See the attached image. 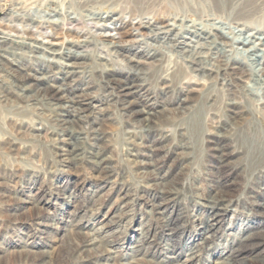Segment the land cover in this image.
<instances>
[{
    "label": "rangeland",
    "instance_id": "obj_1",
    "mask_svg": "<svg viewBox=\"0 0 264 264\" xmlns=\"http://www.w3.org/2000/svg\"><path fill=\"white\" fill-rule=\"evenodd\" d=\"M54 6L63 15L78 18L67 27L80 41L90 40L83 57L86 70L74 74L72 85L86 86V92L105 102L100 107L107 106L97 114V123L112 173L96 178L89 167L61 165L48 142L54 127L47 113L17 107L21 99L0 82V264H212L238 245L244 251L243 264H264L259 262L264 254H254L240 239L253 230L254 239L264 241V230L259 229L264 213L256 206L264 201V110L260 111L264 102H256L237 80L240 70L229 84L211 79L213 74L199 79L167 40L146 38L162 56L139 75L140 91L170 110L155 132L132 125L120 110L106 104L105 92L98 89L107 77L121 79L131 72L100 39L115 38L116 27L176 18L207 27L216 24L236 34L259 33L264 32V0H0V40L11 25L17 27V36L29 29L37 40H51V29L17 17L56 25L62 16L52 12ZM105 14L110 19L105 26L88 24L89 17ZM63 31L59 28L54 42L74 40L75 35ZM130 40L134 49L144 41L133 29ZM17 57L4 53L1 69L14 68L10 62L17 61L31 75L47 74L50 84L59 85L63 60L50 66L45 56ZM1 69L0 81L10 80ZM38 81L41 91L49 92L45 89L49 83ZM185 93L189 98L184 113L176 115L171 108L178 107ZM130 140L138 161L158 164L156 173L164 175L166 183L162 187L177 189L173 200L138 173L152 170V165L140 169L129 161ZM216 144L230 152L223 166L215 156ZM212 194L222 197L225 207L215 217L216 224L204 232L209 213L205 200ZM158 202L162 213L155 208ZM91 235L100 246L87 254L81 242ZM101 248L108 251L98 252Z\"/></svg>",
    "mask_w": 264,
    "mask_h": 264
},
{
    "label": "bare ground",
    "instance_id": "obj_2",
    "mask_svg": "<svg viewBox=\"0 0 264 264\" xmlns=\"http://www.w3.org/2000/svg\"><path fill=\"white\" fill-rule=\"evenodd\" d=\"M51 10L62 16V19H59L60 21L56 25L49 21L39 22L27 16L20 15L17 17V20L27 22L29 25L51 29L54 35L51 40L39 41L33 37L32 31L29 29L23 31L24 35L17 36V27L11 25L0 40V58H3L4 53L18 55L17 58L22 53L33 57L45 56L47 61L51 62L50 66H54L55 61L61 59L64 62L60 65V71L61 69L62 71L58 77L59 85L50 84L52 81L48 80L47 74L41 73L39 77L31 75L25 71V68L20 67L19 62L15 60H11L15 62H10L14 68L5 66L1 69L0 67L11 78L10 80L3 78L0 82L7 83L11 91L21 99L20 103H16L17 107H21L22 110L28 108L47 113V118L52 120L54 127L48 142L53 146V152L61 165L64 167L86 166L96 174V178H109L112 170L107 162L109 160L108 156L104 154V146L101 144L103 142L101 127L97 123V114H102L101 111L107 109V106L105 108L100 107L105 105V102L103 101L104 104H101L96 93L86 92V86L80 88L72 85L74 74L83 73L86 70L83 57L85 56L84 52L89 51L86 48H88L90 40L80 41L79 36L67 27L78 22V18L63 15V11L55 6ZM108 18V14L89 17L87 22L94 26H105L110 21ZM192 21L183 23V20L176 18L172 19L171 22L161 21L160 23H151L148 20L137 21L131 24V28L116 27L115 38L100 37L103 44L109 48V51L115 56H120L124 63L129 66L131 72L121 79L107 77L98 89L105 92L107 105L116 107L120 110L122 116L128 117L130 123L132 125L136 124L141 130L155 132L156 126L160 125L163 119L168 118L167 113L170 112L166 107L150 101V97L140 91L143 82L139 75L145 72L146 66L152 65L162 56L158 47L151 44L154 40H158V36L171 44V47L186 63L187 69L195 73L194 76L204 79L213 74L211 79L216 78L220 81V84H229L233 81V73L240 70L237 80L243 84L248 94L254 95L256 102H264V47L262 48L264 46V32L249 34L241 32L236 34L234 31H226L216 24H211V29H209L210 27ZM183 24L185 25V31H181ZM64 26H66L65 30ZM59 28L62 31L64 30L65 35H75L71 36V38L75 37L74 40L66 39L62 42H54L57 35H59ZM132 29L143 37L142 47L138 44V47L134 49L129 44L132 41L130 40ZM146 38L152 39V42L148 43ZM255 39L257 40L256 43ZM134 41L132 43H135ZM237 48L240 49L237 51ZM1 66L3 65L1 64ZM17 69L24 71L23 74H18ZM38 80L49 83L45 87L49 92L41 91L43 88L39 87L40 82ZM69 91L71 94L68 93ZM188 98V94L185 93L183 98L178 99L180 101L178 107L171 108L175 110L176 115L184 113L183 109L186 108L184 104ZM3 99L5 98L2 97ZM263 110L264 107H261L260 111ZM39 113L42 114V112ZM36 129L41 130L39 127ZM221 129L225 130L224 127ZM217 132H219L218 135L221 134L220 131ZM159 138L161 139V137ZM129 142L132 144V150L130 151L132 158H128L129 161L140 169L145 165L153 166L152 170H142L138 173L148 178L150 186H159L160 188H157L158 192L173 200L177 189L173 186L164 189L163 187L166 184L163 182L164 175L156 173L159 167L158 164L138 161L136 159L138 155L135 149L136 145L132 140ZM224 146V144L213 146L216 151L215 156L222 166L227 164L230 158V152ZM205 206L208 208L209 213L205 221L204 232L210 230L216 224L214 219L219 212L223 211L221 209L225 207V204L222 197L212 194L205 200ZM256 206L258 212L264 213V201L256 202ZM155 208L158 213L163 212L161 202L156 203ZM259 229L264 230V226ZM252 231L248 230L244 233L240 238L241 242H247L246 248L254 249V254L263 255L264 241L263 239H254L256 233L254 232V234ZM199 239L205 240L207 237H200ZM98 242L96 236L91 235L83 239L81 250H85L89 254L90 250L100 246ZM100 251L103 253L108 250L101 248L98 252ZM243 252L238 245L230 253L215 259L212 264H243L240 259L244 254ZM44 254L50 257L52 251L45 250ZM236 261L237 263H235ZM259 262L264 263V259H259Z\"/></svg>",
    "mask_w": 264,
    "mask_h": 264
}]
</instances>
